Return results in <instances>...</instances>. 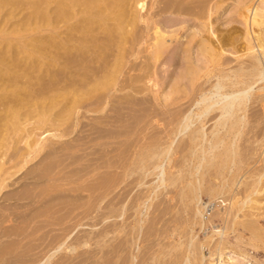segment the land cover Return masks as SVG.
Listing matches in <instances>:
<instances>
[{
	"label": "bare ground",
	"instance_id": "bare-ground-1",
	"mask_svg": "<svg viewBox=\"0 0 264 264\" xmlns=\"http://www.w3.org/2000/svg\"><path fill=\"white\" fill-rule=\"evenodd\" d=\"M227 2L0 0V264H264V0Z\"/></svg>",
	"mask_w": 264,
	"mask_h": 264
},
{
	"label": "rangeland",
	"instance_id": "rangeland-1",
	"mask_svg": "<svg viewBox=\"0 0 264 264\" xmlns=\"http://www.w3.org/2000/svg\"><path fill=\"white\" fill-rule=\"evenodd\" d=\"M239 7H240V4H239V2H238V0H228V2L227 3H225L224 4V9L223 10H221L222 12L220 13V14H216L215 16L216 17H218V19H217V23H219V25L221 26V27H225V26H227V25H229V24H231V23H234L235 25H239V27L241 26L240 25V23H239V21H238V17H237V12H238V10H239ZM263 7V11H264V5L262 6ZM25 10H21V11H19V12H16L15 13V16H16V18H17V20H19V19H21L22 17H23V15L25 14ZM242 27V26H241ZM262 33H264V24H263V26H262ZM170 85V84H169ZM169 86L166 88L167 90L166 91H168L169 89ZM47 128V127H46ZM45 128V129H46ZM54 132V130H46V131H44L39 137L41 138V139H45V137L47 136V137H49V136H51V134ZM50 138H52V137H50ZM73 139V135H71L70 137H68V141H70V140H72ZM23 144V143H22ZM3 155L4 154H0V159L3 157ZM39 158H36V159H34L32 162H31V164H33V163H35L34 165H36L40 160H38ZM19 175V174H18ZM151 177H153V176H151ZM151 177H149L148 179H150L151 180ZM147 179V180H148ZM149 181V180H148ZM154 182H155V180H154ZM36 184H39L40 186H38V187H42V186H45V184H43V183H39V182H37V183H33V181H32V179H22V180H20L18 183H16L13 187H9L8 189H12V188H15L16 190H13L14 192H16V191H20V189H22L23 187H26V186H30L29 188H31V187H35L34 185H36ZM137 187H135V189H136ZM138 190H135V192H134V189L133 190H131V192L133 191V195H135L136 194V191L137 192H139V190L140 191H142V189L145 191V190H148V183H147V185H146V187L145 186H142L141 188H137ZM170 190V189H169ZM4 191H6V193H7V191L8 190H4ZM10 191V190H9ZM37 192H39L40 190H36ZM69 190H67L66 191V193L68 192ZM206 192H207V190H202V192H201V197H202V201L203 202H208L209 201V197H208V195L206 194ZM68 193H70V191L68 192ZM135 193V194H134ZM83 194H85L86 195V193L84 192ZM132 194H131V196H133ZM1 196V195H0ZM69 198V197H68ZM161 199V198H160ZM159 199V202H158V198H155V199H153V201H152V205H151V207H150V209L151 210H149V211H153L152 210V208H155L156 207V204L158 205V203H159V205L160 206H162L163 207V202L161 203V200ZM86 200V199H85ZM84 200V201H85ZM219 200H221V199H219ZM0 201H2L1 203H3V201H4V199H3V197H1L0 198ZM82 201H83V199H82ZM264 202V201H263ZM162 204V205H161ZM218 204V203H217ZM160 206H158V207H160ZM100 212V213H99ZM208 213H210V211L208 210L207 211V214ZM252 213H254V217H255V215L257 214V216H260V217H262V216H264V210L263 209H261V210H259V209H257V208H255V209H253V211H252ZM102 214V211L100 210V211H98V215L100 216ZM96 216V217H95ZM99 216H97V212L95 213V212H93V214H91L90 215V218H87L86 216H85V219H84V217H80V219L82 220V218L84 219L83 221H81L80 219H78V221L82 224H79L78 226H74L75 225V220L76 219H74V221L73 220H70L69 222L71 223V225H73L72 226V233L70 234V236H69V239H67V242H73V241H75L76 240V238H78V237H80L81 235L83 236V234L84 235H86L87 233H90L91 232V234H93L94 233V231L96 232L97 230H100V229H102V227L103 228H105L106 226H105V223H106V225L108 224V222H109V220H107V221H102L101 220V218H100V221H99ZM97 218V219H96ZM94 219V220H93ZM88 220V221H87ZM110 220H112V219H110ZM74 222V224H73V222ZM77 221V220H76ZM78 221H77V223H78ZM91 221H93L95 224H93V222L92 223H90ZM95 221H97V223L95 222ZM69 222H68V224H69ZM83 222V223H82ZM88 222V223H87ZM102 222H104V223H102ZM76 223V224H77ZM100 223V224H99ZM85 224V225H84ZM93 226V227H92ZM75 229V230H74ZM188 229L190 230V232H191V234H196V238H198V240L199 241H201V242H203L204 241V238H205V235H206V232H210V229H208V230H204L203 229V227L202 228H200V226L198 225V223L194 226V227H191V226H188ZM74 230V231H73ZM86 230H88L87 232H86ZM86 233V234H85ZM92 241V240H91ZM90 241V244H89V242H88V244H86V245H84V247L83 246H80V247H78L77 249H74V251L73 250H71L70 251V247L69 248H67V249H63L62 251H60V252H57V254L54 256V258L50 261V263L49 264H56L55 262H58V260H60L61 258H62V256H63V258H64V260H63V264H75V262H76V264L78 263V264H86V262H87V264H91V262L90 261H92L91 259H92V257L91 256H93L94 255V252H95V248H94V246H95V244L94 243H92ZM232 242H235V239H233L232 238V240H231ZM91 244H92V246H91ZM94 244V245H93ZM89 246V247H88ZM83 247V248H82ZM87 247V248H86ZM96 247V246H95ZM88 249V250H85V249ZM79 249V250H78ZM87 251H89V253L87 252ZM83 252H84V254H83ZM203 254H204V256L206 257V259H208V257H209V247L207 246V244H204V246H203ZM249 254L250 255H254L255 257H258L259 259H263L264 258V256L263 255H256V250H253V249H249ZM88 255H90V258L88 257ZM230 255H231V252L229 251V250H227L226 252H225V254H224V257L227 259L228 257H230ZM87 257V259H86V257ZM68 257V258H67ZM85 257V258H84ZM82 258H84V259H82ZM85 259H86V262H85ZM89 259V260H88ZM57 260V261H56ZM64 261H65V263H64ZM68 261V262H67ZM84 261V262H83ZM89 261V262H88ZM250 263V260H248L247 258H246V260L244 261V263L243 264H249ZM62 264V263H61ZM202 264H206L204 261L202 262ZM231 264H234V263H231ZM236 264H241V263H236Z\"/></svg>",
	"mask_w": 264,
	"mask_h": 264
}]
</instances>
